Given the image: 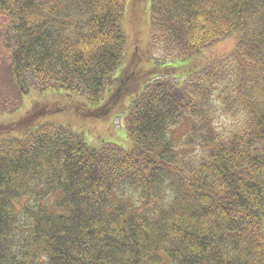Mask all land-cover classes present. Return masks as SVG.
Instances as JSON below:
<instances>
[{
  "label": "trees",
  "instance_id": "trees-1",
  "mask_svg": "<svg viewBox=\"0 0 264 264\" xmlns=\"http://www.w3.org/2000/svg\"><path fill=\"white\" fill-rule=\"evenodd\" d=\"M124 3L0 0V62L17 96L0 112L31 86L95 105L118 84L98 109L80 107L106 116L139 87L115 76ZM150 8L164 60L231 34L236 49L178 77L151 70L123 111L130 149L88 143L52 118L3 135L0 264H264V0Z\"/></svg>",
  "mask_w": 264,
  "mask_h": 264
},
{
  "label": "rangeland",
  "instance_id": "rangeland-1",
  "mask_svg": "<svg viewBox=\"0 0 264 264\" xmlns=\"http://www.w3.org/2000/svg\"><path fill=\"white\" fill-rule=\"evenodd\" d=\"M150 5L151 0H125L122 28L126 35V46L124 60L118 67L116 77L131 75L132 85L140 87L144 85V80L151 70H155L157 73L162 70L170 77H172L171 75L177 76L186 73L192 67H194V70L200 69L211 58L229 55L235 51L238 35L231 34L186 61L175 59L170 62L164 60L166 58H162L160 53L157 54L151 48L153 19ZM4 60H7L5 55L1 59L2 62H0V102L6 103V106L14 107L17 96L13 89L14 86L9 81L10 75L6 70L7 63ZM170 63L176 67L173 69L171 67L168 69L163 68V65ZM139 87L130 88L106 116L90 117L81 108L86 109L85 106H89V110L98 109L116 91L118 84L110 89L108 96L105 95L104 99L95 105L88 104L82 96L68 97L52 90L43 92L31 86L27 94L22 97L19 108L14 111L3 109L0 112V140L6 138L3 135L8 133L24 134L37 122L38 124L44 122V120L40 122V119L52 118L58 123L72 127L78 133L83 132V137L88 143L100 145L104 142H111L125 149H130L133 142L128 137L125 128L123 111L129 99L134 98L139 93ZM188 127L187 121L179 125L175 129L177 136L185 135ZM13 136L15 135L11 137ZM18 207H20V204H18Z\"/></svg>",
  "mask_w": 264,
  "mask_h": 264
}]
</instances>
